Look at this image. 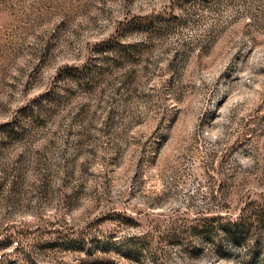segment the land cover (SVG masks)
<instances>
[{
  "label": "rangeland",
  "instance_id": "obj_1",
  "mask_svg": "<svg viewBox=\"0 0 264 264\" xmlns=\"http://www.w3.org/2000/svg\"><path fill=\"white\" fill-rule=\"evenodd\" d=\"M207 2L89 90L62 68L184 0H0V264H264V224L224 254L174 242L264 213V0Z\"/></svg>",
  "mask_w": 264,
  "mask_h": 264
},
{
  "label": "trees",
  "instance_id": "obj_2",
  "mask_svg": "<svg viewBox=\"0 0 264 264\" xmlns=\"http://www.w3.org/2000/svg\"><path fill=\"white\" fill-rule=\"evenodd\" d=\"M194 0H184L185 16H172L170 13L155 14L151 16H132L127 17L118 25L116 34L110 39L96 45L93 48L92 56L79 67L66 66L62 68L60 81L65 80L75 85L91 90L93 85L101 79L111 62H131L138 54L135 44H129L128 41L134 37H142L144 41L149 37H163L165 33L174 30L190 22L191 9L199 7L203 9L207 0H198L199 4H193ZM181 2V1H179ZM196 3V2H194ZM190 4V6H188ZM140 53V52H139ZM123 67V66H122ZM49 102L51 99H48ZM39 101H36V104ZM32 104L23 114L25 121H37L38 111L45 107L43 100L39 104ZM18 124V123H17ZM7 126L4 132L10 135H16L18 132L9 129ZM19 125V124H18ZM21 125V124H20ZM264 224V213L257 209L243 208L240 214L235 218L233 215L224 217H205L196 220L192 226L187 229H180L174 236V242L182 245L185 240L194 238L193 245L189 250L195 255L199 252L197 247L210 246L217 253L224 254L229 245L247 246L248 239L252 232L260 229ZM182 231V232H181Z\"/></svg>",
  "mask_w": 264,
  "mask_h": 264
}]
</instances>
